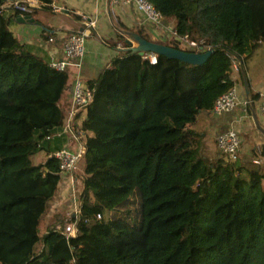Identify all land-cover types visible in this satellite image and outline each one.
Returning <instances> with one entry per match:
<instances>
[{"label": "trees", "instance_id": "16d2710c", "mask_svg": "<svg viewBox=\"0 0 264 264\" xmlns=\"http://www.w3.org/2000/svg\"><path fill=\"white\" fill-rule=\"evenodd\" d=\"M36 1L33 12L50 10L51 0ZM146 1L159 22L172 19L175 36L203 40L211 52L200 64L160 54L150 63L117 24L108 64L85 80L92 97L76 122L84 154L74 217L50 205L68 73L20 42L8 28L15 15L0 9V264H264V142L256 164L208 158L191 128L220 94L234 87L243 98L231 64L246 72L264 40V0ZM246 81L252 103L258 93ZM38 152L44 160L35 163ZM72 218L76 233L65 239ZM121 227L139 245L121 252Z\"/></svg>", "mask_w": 264, "mask_h": 264}, {"label": "crops", "instance_id": "0c3cea01", "mask_svg": "<svg viewBox=\"0 0 264 264\" xmlns=\"http://www.w3.org/2000/svg\"><path fill=\"white\" fill-rule=\"evenodd\" d=\"M53 3L57 6L58 11L38 9L30 15L32 21H21L14 16L8 28L20 42L29 44L36 55L42 57L49 63L53 60L63 58L61 45L64 37L68 33L74 32L77 29L81 30L88 25V21H92L93 25L89 27L90 33L86 38V49L83 62L79 69L80 76V71H82V69L84 73H86L85 75L82 72L85 76L83 78L84 80L96 77L98 72L108 64L109 58L113 54V51L109 49V45L114 40L115 29L111 24L110 12L116 16L118 23L126 29H139L143 31L141 33L144 34L145 37L147 36L146 38L149 37L148 39L151 41L168 43V39L162 38L164 37L162 34L165 31H162V33H155L157 37H150L151 34H154L153 31L157 29L154 27L151 28L149 26L150 22L145 20L141 14H138L132 5L109 6L108 0H53ZM37 13L41 14L39 18L36 17ZM51 16H54L53 20H51ZM166 22L169 23V25H167ZM172 22V19L163 20L160 28L170 29V32L172 30ZM148 30H150V32ZM48 35L51 36L50 40H47ZM68 71L66 85L58 101V106L64 113H66L68 108L74 76L73 69H69ZM245 75L248 78L250 88L253 92L257 93L264 88V75L261 76V79L254 83V85L250 83L247 72H245ZM238 88L241 90L236 83L235 89ZM237 100V106L229 112L214 115L211 111H203L195 117V121L191 125V128L201 134V145H206L208 150H213V140L218 132L224 129H232L240 133L242 130L248 129L247 127H249V125L245 123L246 119L249 120L250 124L256 119L257 122L259 121V126L264 130V118L258 113L255 106L251 103L252 107L249 106V108H244L243 105L239 103L242 97L237 95ZM257 114L259 118H257ZM82 117L83 114L79 110L75 116V121L79 122ZM244 137H246V135H244L243 138ZM252 140L254 139L252 138ZM259 140H262V138ZM261 142L263 141H256V143L251 144L250 136H248L242 144V150H246L247 146L253 147ZM61 144L62 146L67 145L73 147V143L69 142L65 136ZM43 160L44 154L42 152L33 155V161L35 163L42 162ZM82 170L83 162L81 160L78 165L75 166L74 170L67 174L66 181L70 180L71 182V179L73 180L71 182L72 190L69 189V183L64 184L63 187H59L57 184V190L53 196L51 202L53 205H51V208L62 207L65 213L70 210L67 205L70 199L68 194L73 192L74 196V194L78 192L80 188L78 177L81 175ZM73 198L76 199V197Z\"/></svg>", "mask_w": 264, "mask_h": 264}, {"label": "built area", "instance_id": "2783aa9c", "mask_svg": "<svg viewBox=\"0 0 264 264\" xmlns=\"http://www.w3.org/2000/svg\"><path fill=\"white\" fill-rule=\"evenodd\" d=\"M48 5L51 10L58 11V8L53 3V0H51ZM108 5H132L134 6V8L139 10L142 13L143 18L149 22L158 23L161 19L159 12L156 11L154 7L146 0H108ZM36 7V0H6L0 5V9L13 13L15 16L31 15ZM110 14L111 24L116 31L118 23L112 22V20H117L116 16L111 12ZM92 25L93 22L88 21V25L85 28L81 30L77 29L74 32L68 33L64 37L61 45L63 58L49 62V65L51 67L66 71L67 73H69V69L74 70V76L70 90V100L66 111L65 122L60 126V130L57 132L58 134L64 135L69 142H72L73 147L63 145L53 152V157L58 162L60 175L59 180L73 171L76 163L84 154V145L82 141L83 133L82 129L79 128V126L76 124L75 116L79 110L83 109L90 102L92 97V88H90L86 81L81 79V76L79 75V69L82 65L86 49V38L90 33L89 27H91ZM171 33L173 34L172 30ZM178 38L185 42V45L190 48L189 51L199 52L210 49L203 40H191L185 36ZM50 39L51 36L48 35L47 40ZM115 47L117 49H124L122 44L119 42L115 43ZM142 57L147 59V61L150 63H153L155 61V54L151 52H144L142 54ZM233 68L238 69L239 72L242 69L240 64L237 65L235 61L233 62ZM237 102V95L235 94L233 87L229 91L220 94L215 99L210 111L214 114L229 112L234 108ZM257 103L258 112L264 117V88L262 91H258ZM242 105L244 107L248 105L252 107L250 99L245 94L242 98ZM215 143L220 152L234 158V154L236 151H238L237 149H239L240 146V137L238 136L236 131L232 129H225L215 136ZM252 161L257 163L258 159ZM77 213L78 208H74L71 216L74 217ZM75 222L76 219L72 218L71 220L66 221L64 226L62 227L61 232L65 239L75 235Z\"/></svg>", "mask_w": 264, "mask_h": 264}, {"label": "rangeland", "instance_id": "374dc122", "mask_svg": "<svg viewBox=\"0 0 264 264\" xmlns=\"http://www.w3.org/2000/svg\"><path fill=\"white\" fill-rule=\"evenodd\" d=\"M138 14H141L142 13L137 10L136 8H134ZM50 11H54V10H51ZM41 14L40 13H37L36 17L39 18ZM54 19V16H51V20ZM112 22L114 23H118L117 20H112ZM149 22V21H148ZM167 23V22H166ZM162 22H158V23H153V22H150V27L151 28H155L157 30H154V34H151V38L152 37H157V35L155 33H162V31H165L162 35H164V37H162L163 39L166 38L168 39V43H172L173 45H175L177 48H180V49H184V50H189L190 48L187 47L185 45V42H183L181 39H179L177 36L173 35L172 33L169 32V30H167L166 28H160ZM167 25H169V23H167ZM56 26V25H55ZM148 28V27H147ZM149 29V28H148ZM136 31L138 32H143L139 29H135ZM160 30V31H159ZM150 32V30H148ZM152 32V30H151ZM142 34V33H141ZM149 34V33H148ZM122 37L124 38L126 35L124 33L121 34ZM144 35V34H142ZM145 36V35H144ZM147 37V36H146ZM149 38V37H148ZM147 38V39H148ZM149 40V39H148ZM119 43H121L122 41H118ZM112 43V42H111ZM109 49L112 51V49L109 47ZM247 61L245 62V67H246V72H247V75L249 77V80H250V83L254 85V83L258 82L260 79H261V76L264 75V40H262L259 45L252 50L251 54L248 56V58L246 59ZM232 67H233V63L231 64ZM243 70V69H242ZM83 69L82 71H80L81 73V79H83L85 76L83 75ZM245 73V72H244ZM86 75V73H84ZM246 76V75H245ZM84 80V79H83ZM263 90V89H262ZM261 90V91H262ZM258 93V92H257ZM257 99L252 102V104L255 106V109L258 110V103L256 102ZM239 103L242 104V100L239 101ZM237 104H235L234 107H236ZM244 107V106H243ZM244 108H249V106H246ZM222 113H226V112H222ZM259 113V112H258ZM213 114V113H212ZM247 114H248V111H247ZM260 114V113H259ZM216 115V114H214ZM261 115V114H260ZM262 116V115H261ZM263 117V116H262ZM250 118V117H249ZM257 118H259V115L257 114ZM264 118V117H263ZM256 120V119H255ZM258 120V119H257ZM252 122V121H251ZM257 122V121H256ZM259 122V121H258ZM257 122V123H258ZM247 125H249V127H247L248 129H245V130H242L238 135L240 137V146H239V149H237L238 151L235 152L234 154V158L236 156H238V159L242 162V163H245L246 165L248 164H251L253 163L252 160H256L258 159L257 158V155H256V148L259 147L260 144H257L256 146H253V147H249L247 146V149L246 150H242V144L243 142L245 141V139L250 136V140H251V144H254L256 143V141H263L264 142V134L260 132V130L255 126L254 122L252 124H250L249 120L246 119V122H245ZM262 123V122H261ZM259 125V124H258ZM225 130V129H224ZM223 131V130H222ZM221 132V131H220ZM237 132V131H236ZM219 133V132H218ZM217 133V134H218ZM216 134V135H217ZM215 135V136H216ZM246 135V137L243 138V136ZM252 138L254 140H252ZM260 138H262V140H259ZM214 148L212 151L208 150L206 148V145H200L199 146V153L202 155V156H205V157H208V158H216L218 156H222L223 159H228V158H231L233 159L232 157H230L229 155L227 154H222V152H220L217 147H216V144H215V137H214ZM250 143V142H249ZM208 150V151H207ZM256 158V159H255ZM259 160V159H258ZM256 164V163H255ZM68 175L64 176L61 178V180L58 181V185L59 187H63L64 184L66 183H69V189L72 190V186H71V182L73 181L71 179V182L70 180L66 181V177ZM79 192V190H78ZM78 192H76L73 196V192L72 193H69L68 194V197L70 198L67 202V205L69 207V211L66 213V214H71L73 213V209L74 208H78V202H77V199H74L73 197H76L77 198V194ZM50 205H53V203ZM49 207V206H48ZM64 210V209H63ZM50 207L48 208V211L46 212V214L42 217V220H41V223H40V226H39V230L42 232L44 231L43 228L45 226V221L49 218L50 216ZM66 219V218H64ZM120 227V226H119ZM122 229L125 230V232L123 231L122 233V236H121V241L122 244L118 245V249L123 252V251H128V250H131L133 249L135 246L139 245V239L138 237L136 236V234L134 233H131L129 232V230L126 228H123L121 227Z\"/></svg>", "mask_w": 264, "mask_h": 264}, {"label": "water", "instance_id": "95a60500", "mask_svg": "<svg viewBox=\"0 0 264 264\" xmlns=\"http://www.w3.org/2000/svg\"><path fill=\"white\" fill-rule=\"evenodd\" d=\"M16 18L21 21L23 20L32 21V18L28 15H23V16L18 15L16 16ZM123 33L126 35L124 37V42L127 45H129L128 47L129 50L131 52H136L139 55H142L144 52H151L154 54L163 55L167 58L177 59L179 61L188 64H200L205 61V59L208 57V55L211 52V49H206L204 51L196 52V51H187L178 48H173L161 42L148 40L143 36H141L139 33L130 29L124 30ZM240 76L243 86V92L247 96L248 85H247L245 73L242 69L240 70ZM253 122L255 126L261 132L264 133V130L258 125L255 119L253 120Z\"/></svg>", "mask_w": 264, "mask_h": 264}, {"label": "clouds", "instance_id": "9594fccd", "mask_svg": "<svg viewBox=\"0 0 264 264\" xmlns=\"http://www.w3.org/2000/svg\"><path fill=\"white\" fill-rule=\"evenodd\" d=\"M33 13H34V12H33ZM33 13H32V14H33ZM32 14H31V15H32ZM28 16H30V15H28ZM140 35H141V34H140ZM188 51H189V50H188Z\"/></svg>", "mask_w": 264, "mask_h": 264}]
</instances>
